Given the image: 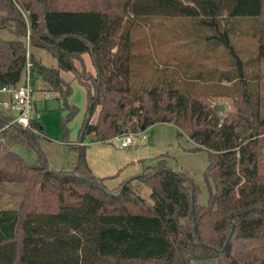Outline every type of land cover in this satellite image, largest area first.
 Segmentation results:
<instances>
[{
    "label": "trees",
    "instance_id": "1",
    "mask_svg": "<svg viewBox=\"0 0 264 264\" xmlns=\"http://www.w3.org/2000/svg\"><path fill=\"white\" fill-rule=\"evenodd\" d=\"M126 14L188 16L212 29L213 41L236 67L219 77L238 80L234 110L220 114L217 104L185 88H133L129 33L115 38ZM249 16L259 22L256 57L264 58V0H75L73 6L66 0H0V28L15 34L0 37V86L22 81L29 60L35 90L65 99L71 86L61 70L73 71L87 90L79 137L68 144L76 151L68 169L49 167L36 110L27 126L0 111V181L21 186L3 187L18 195V204L0 208V264H191L212 257L217 264H264V85L246 75L231 25L222 23ZM35 46L50 52L57 66L37 59ZM84 53L94 73L86 69ZM38 79L46 85L36 88ZM68 107L66 120L76 111ZM156 121L175 124L177 135L195 142L191 149H206V203L196 201L199 186L188 171L167 166L166 153L108 188L105 177L92 171L86 144L78 143L86 134L106 141ZM15 144L29 145L35 162H27ZM141 184L150 188L148 200L138 191Z\"/></svg>",
    "mask_w": 264,
    "mask_h": 264
},
{
    "label": "rangeland",
    "instance_id": "2",
    "mask_svg": "<svg viewBox=\"0 0 264 264\" xmlns=\"http://www.w3.org/2000/svg\"><path fill=\"white\" fill-rule=\"evenodd\" d=\"M73 6L75 0H66ZM230 27V38L243 61L244 72L252 80L264 85V58H257L259 22L254 16L248 18L222 21ZM129 33L130 49V83L135 89L153 87L157 90L167 86L187 89L203 95L212 104L223 105L220 114L234 110V99L238 94V80H228L220 76L222 72L236 70L227 49L219 42H214L213 30L199 23L198 20L182 15H151L147 18H135L131 14L122 17L120 34ZM213 36V37H212ZM0 37L15 38L8 29L0 28ZM215 38V37H214ZM213 41V42H212ZM34 56L43 64L57 66L56 58L42 47H31ZM116 50V46L113 48ZM85 67L94 73L93 64L87 53L83 54ZM77 64V60H75ZM61 76L71 86V92L62 98L50 90V97L36 101V116L43 126L44 134L39 136V145L47 155L51 169H68L76 158V151L68 147L76 143L80 134L85 112L87 90L71 70H61ZM37 80L36 88L44 86ZM46 85V84H45ZM46 87V86H45ZM47 88V87H46ZM49 89V88H48ZM41 92L34 93L40 96ZM4 96V93H0ZM75 106L76 111L69 119L66 116ZM3 113H16V110L1 108ZM96 114L91 121H94ZM145 138H137L133 144L120 147L119 139L100 141L92 140L86 134V158L97 176L105 177L103 182L108 188L117 186L121 181L138 174L147 164H154L156 157L166 153L167 166L188 171L199 186L196 201L204 204L208 196V182L204 170L208 164L207 151L204 148L191 149L196 145L185 133L176 134V126L169 121H156L143 128ZM79 143V141H78ZM13 148L29 163L36 160L35 151L25 144H15ZM260 170L264 172V144L260 153ZM209 183H212L211 178ZM20 189V184L0 181V208L16 207L18 195L4 191ZM139 193L149 199L150 188L146 184L138 187ZM191 264H217L216 258L196 259Z\"/></svg>",
    "mask_w": 264,
    "mask_h": 264
},
{
    "label": "built area",
    "instance_id": "3",
    "mask_svg": "<svg viewBox=\"0 0 264 264\" xmlns=\"http://www.w3.org/2000/svg\"><path fill=\"white\" fill-rule=\"evenodd\" d=\"M30 64V61L27 60L24 77L17 85L0 86V93H5L4 96H0V107L7 108L8 110H16V113L9 111L8 114L11 115L12 121H16L23 126L29 125L30 117L36 109V101L39 99H46L51 95L50 90H40V96H34V93L38 92V90H35L31 84V77L29 74ZM143 131V129L139 128L137 130L121 133L113 138L119 139L120 147H127L133 144L137 138H145L146 134ZM79 143L86 144L89 143V141L83 140L79 141Z\"/></svg>",
    "mask_w": 264,
    "mask_h": 264
},
{
    "label": "water",
    "instance_id": "4",
    "mask_svg": "<svg viewBox=\"0 0 264 264\" xmlns=\"http://www.w3.org/2000/svg\"><path fill=\"white\" fill-rule=\"evenodd\" d=\"M217 109L223 110V105H217ZM109 142L112 143L111 140H109Z\"/></svg>",
    "mask_w": 264,
    "mask_h": 264
},
{
    "label": "crops",
    "instance_id": "5",
    "mask_svg": "<svg viewBox=\"0 0 264 264\" xmlns=\"http://www.w3.org/2000/svg\"><path fill=\"white\" fill-rule=\"evenodd\" d=\"M34 54V53H33ZM4 95H5V93H4ZM90 165V167H91V169H92V171H93V168H92V166H91V164H89ZM97 175V174H96Z\"/></svg>",
    "mask_w": 264,
    "mask_h": 264
}]
</instances>
